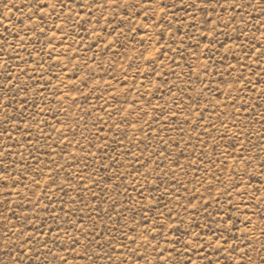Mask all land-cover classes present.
Segmentation results:
<instances>
[{"label":"rangeland","instance_id":"374dc122","mask_svg":"<svg viewBox=\"0 0 264 264\" xmlns=\"http://www.w3.org/2000/svg\"><path fill=\"white\" fill-rule=\"evenodd\" d=\"M0 264H264V0H0Z\"/></svg>","mask_w":264,"mask_h":264}]
</instances>
